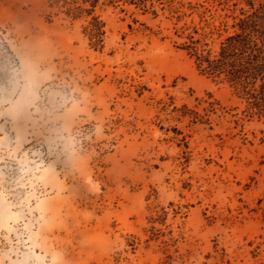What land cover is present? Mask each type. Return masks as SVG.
I'll list each match as a JSON object with an SVG mask.
<instances>
[{"label": "rangeland", "instance_id": "rangeland-1", "mask_svg": "<svg viewBox=\"0 0 264 264\" xmlns=\"http://www.w3.org/2000/svg\"><path fill=\"white\" fill-rule=\"evenodd\" d=\"M240 8L100 0L101 48L85 13L0 0V264H264V117L184 49Z\"/></svg>", "mask_w": 264, "mask_h": 264}, {"label": "trees", "instance_id": "trees-1", "mask_svg": "<svg viewBox=\"0 0 264 264\" xmlns=\"http://www.w3.org/2000/svg\"><path fill=\"white\" fill-rule=\"evenodd\" d=\"M53 1L55 4L61 3L62 11L72 19H79L84 13L89 16L90 20L88 26L84 27V31L89 38L90 45L95 47L100 45L102 48L105 34L104 22L95 15V9L100 0ZM147 1L103 0V4L114 5L122 2L144 7ZM169 2H173V0H169ZM226 2L228 0H218L219 5ZM245 3L248 9L240 8V17H232L234 20L231 25L233 31L220 42L217 51L199 49L196 44L200 40H195L191 35H188L190 42L184 46V49L195 57L198 69L213 77H223L237 90L246 101L244 113L249 116L264 117V0L257 5L253 0H245ZM232 5L236 6L237 3L234 2ZM205 15L199 14L200 24H203L201 26L202 38L220 36L221 31L227 27L225 19L230 16L225 15L216 25L213 21L209 22ZM187 29L189 26L185 30ZM193 30L194 33L198 31L195 27Z\"/></svg>", "mask_w": 264, "mask_h": 264}]
</instances>
